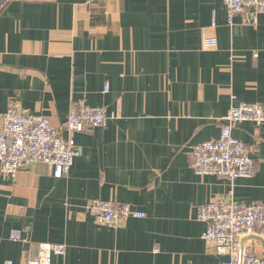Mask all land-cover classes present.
<instances>
[{"label":"crops","instance_id":"obj_1","mask_svg":"<svg viewBox=\"0 0 264 264\" xmlns=\"http://www.w3.org/2000/svg\"><path fill=\"white\" fill-rule=\"evenodd\" d=\"M78 101L115 118L67 133ZM239 103L264 108V14L229 24L219 0H0V124L14 106L81 149L60 178L43 163L14 177L0 170V264H34L57 244L64 254L51 264H222L196 210L230 193L264 204V124L233 128L254 162L250 178L197 175L191 152L219 137ZM92 200L145 217L97 226ZM246 241L264 256L259 239Z\"/></svg>","mask_w":264,"mask_h":264},{"label":"built area","instance_id":"obj_2","mask_svg":"<svg viewBox=\"0 0 264 264\" xmlns=\"http://www.w3.org/2000/svg\"><path fill=\"white\" fill-rule=\"evenodd\" d=\"M219 1L227 9L229 24L234 14L246 12L253 24H256L258 15L264 14V0ZM215 40L205 38V49H215ZM107 88L104 87V92ZM232 101H235L234 97ZM114 118L104 108L90 107L78 101L69 108L65 131L77 134L104 128ZM224 121L217 139L201 142L193 148L191 167L197 175L216 176L230 182L250 178L255 172L254 162L247 146L234 138L232 132L234 126L242 122L264 124V108L257 103L235 104L228 110ZM80 155L81 149L53 128L45 117L22 113L14 106L1 117L0 170L4 175L14 177L22 169L43 163L52 167L53 175L60 178L68 174ZM231 197L232 193L227 201L209 202L197 208L195 219L206 226L201 239L213 248L215 254L227 257L222 264H264V256L257 255L246 241L257 238L264 245V204L245 205ZM86 210L98 226L107 228H115L129 218L145 217L144 213L134 211L126 204L112 201L92 200ZM63 254L61 244L45 246L34 264H51L52 256Z\"/></svg>","mask_w":264,"mask_h":264},{"label":"rangeland","instance_id":"obj_3","mask_svg":"<svg viewBox=\"0 0 264 264\" xmlns=\"http://www.w3.org/2000/svg\"><path fill=\"white\" fill-rule=\"evenodd\" d=\"M124 222V221H123ZM123 222H120L119 225L117 227H119L120 225H122ZM96 224V223H95ZM97 225V224H96ZM98 226V225H97Z\"/></svg>","mask_w":264,"mask_h":264}]
</instances>
